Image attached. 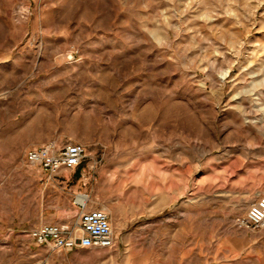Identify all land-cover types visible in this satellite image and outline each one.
<instances>
[{
	"label": "rangeland",
	"instance_id": "obj_1",
	"mask_svg": "<svg viewBox=\"0 0 264 264\" xmlns=\"http://www.w3.org/2000/svg\"><path fill=\"white\" fill-rule=\"evenodd\" d=\"M85 149L46 179L30 149ZM108 249L23 237L72 226ZM264 0H0V264H264Z\"/></svg>",
	"mask_w": 264,
	"mask_h": 264
},
{
	"label": "built area",
	"instance_id": "obj_2",
	"mask_svg": "<svg viewBox=\"0 0 264 264\" xmlns=\"http://www.w3.org/2000/svg\"><path fill=\"white\" fill-rule=\"evenodd\" d=\"M85 157V149L79 144H67L55 150L53 144L30 149L25 160L31 167H37L46 175L54 176L61 169L77 167ZM75 194L71 204L77 209L76 222L72 226L40 222L28 229L25 234L37 246L55 251L73 249H108L113 246V233L110 220L102 210H87L86 201L78 200ZM237 228L260 231L264 228V194L248 204L245 214L234 220Z\"/></svg>",
	"mask_w": 264,
	"mask_h": 264
},
{
	"label": "bare ground",
	"instance_id": "obj_3",
	"mask_svg": "<svg viewBox=\"0 0 264 264\" xmlns=\"http://www.w3.org/2000/svg\"><path fill=\"white\" fill-rule=\"evenodd\" d=\"M78 200H79L80 202H85V201H86V198H85L84 196L80 195V196L78 197Z\"/></svg>",
	"mask_w": 264,
	"mask_h": 264
},
{
	"label": "crops",
	"instance_id": "obj_4",
	"mask_svg": "<svg viewBox=\"0 0 264 264\" xmlns=\"http://www.w3.org/2000/svg\"><path fill=\"white\" fill-rule=\"evenodd\" d=\"M73 195H74V194H73ZM26 231H27V230H19L20 233H23V234H24L23 237H25V238H27V237H26V234H25ZM27 239H28V238H27Z\"/></svg>",
	"mask_w": 264,
	"mask_h": 264
}]
</instances>
